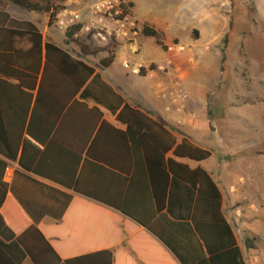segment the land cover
Listing matches in <instances>:
<instances>
[{
    "label": "trees",
    "instance_id": "obj_1",
    "mask_svg": "<svg viewBox=\"0 0 264 264\" xmlns=\"http://www.w3.org/2000/svg\"><path fill=\"white\" fill-rule=\"evenodd\" d=\"M65 1L0 0V154L116 208L156 236L180 264H246L216 181L206 169L176 159L204 160L210 150L188 137L177 140L163 121L126 102L82 56L7 12L12 5L46 12L51 25ZM141 31L165 48L153 26L145 22ZM115 49L114 42L104 47L99 66L112 62ZM91 52L82 46L81 55ZM98 105L124 127L108 122ZM6 165L0 157V264H22L27 256L32 264H113L111 249L61 259L8 195Z\"/></svg>",
    "mask_w": 264,
    "mask_h": 264
},
{
    "label": "rangeland",
    "instance_id": "obj_2",
    "mask_svg": "<svg viewBox=\"0 0 264 264\" xmlns=\"http://www.w3.org/2000/svg\"><path fill=\"white\" fill-rule=\"evenodd\" d=\"M95 1L67 2V10H77L80 18L59 28L67 50L85 57L80 54L85 46L99 63L106 55L104 47L116 42L93 37L90 5ZM130 2L124 9L135 17L143 47L162 51L153 37L142 33L145 22L156 27L162 41L165 38L174 110L186 115L189 125L209 128L204 140L213 151L209 166L221 190L225 181L237 194L232 223L246 264H264V21L259 11L252 0ZM10 9L18 11L13 5ZM219 32L218 41L214 37ZM229 32L232 49L237 46L232 54L226 51ZM53 40L61 44L59 37ZM138 79L133 86L129 83L135 93L136 85L148 87L152 82ZM216 126L225 143L214 140Z\"/></svg>",
    "mask_w": 264,
    "mask_h": 264
},
{
    "label": "crops",
    "instance_id": "obj_3",
    "mask_svg": "<svg viewBox=\"0 0 264 264\" xmlns=\"http://www.w3.org/2000/svg\"><path fill=\"white\" fill-rule=\"evenodd\" d=\"M69 1L71 0H66L64 4H67ZM252 1L255 4V9L259 11L264 21V0ZM14 7L18 9L17 13L10 8L7 9L11 17L28 19L36 23L44 39L45 32L48 34V38L45 40L52 41L66 49L63 42V31L55 23V20L51 25L47 24L48 14L46 12L22 10L16 6ZM153 27L156 29L155 26ZM230 33L228 34L226 51L228 49L232 54L236 52L237 46H234L232 49ZM220 34L219 32L214 37L218 38V41ZM58 37L61 44L53 40ZM141 39V36L138 34L136 37L125 39L120 37L115 40V56L106 67L95 63L92 57H90L92 53H88L85 57L81 58L92 65L95 71L100 73L102 79L114 88L126 102L132 106H136L151 117L163 121L166 127L175 134L177 140H180L182 137H188L195 144L209 149V146L204 141L209 137V128L203 125L201 127L189 125L187 116L174 110L173 94L169 81L170 72L166 62L167 51L159 44L162 49L161 52L154 51L149 47L144 48L141 44ZM163 41L166 44L165 38ZM215 42L217 41L215 40ZM231 54H228V57ZM139 64L143 65L141 68L144 69V72H132L131 69ZM151 65L153 67H150ZM138 78H149L152 82L148 87L141 85V88L136 85L138 89L137 93H135L131 89V86L139 80ZM130 82L132 83L131 86ZM31 92L33 94V101L35 90ZM89 104L93 105L94 103L93 101H89ZM98 106L103 111L104 118L108 122L120 128L124 127V125L116 121L115 114L103 106ZM213 137L216 142L225 143L219 136L217 126L214 127ZM234 142L236 143V141ZM210 152L211 155L207 159L200 161L189 158L176 159L187 163L191 168L200 166L206 169L216 181L222 194L223 214L230 223L236 241L243 253L240 236L232 223V219L236 218V210L233 207V203L237 194L231 191L233 186L225 181L223 182V191L221 190L217 177L209 166V160L213 155V151L210 150ZM168 156H172L171 152L168 153ZM0 157L6 160L7 163L3 180L7 184L8 195L25 212L28 220L36 224L61 259L97 250L111 249L114 255L113 264H180L172 252L156 236L116 208L42 177L21 166L18 159L11 160L1 154ZM103 187L105 189L109 187L107 179L103 181ZM139 193H137V198L140 197ZM141 197L149 207L150 203L146 192ZM22 264L32 263L27 256Z\"/></svg>",
    "mask_w": 264,
    "mask_h": 264
},
{
    "label": "built area",
    "instance_id": "obj_4",
    "mask_svg": "<svg viewBox=\"0 0 264 264\" xmlns=\"http://www.w3.org/2000/svg\"><path fill=\"white\" fill-rule=\"evenodd\" d=\"M125 0H97L90 5L91 25L95 29L93 37L107 43L122 38L136 37L140 30L135 19L126 13L123 5ZM65 15V17L62 16ZM80 13L77 10H64L56 16L55 23L59 27L71 26L79 21ZM89 28V27H86ZM142 64L131 69L139 73Z\"/></svg>",
    "mask_w": 264,
    "mask_h": 264
}]
</instances>
